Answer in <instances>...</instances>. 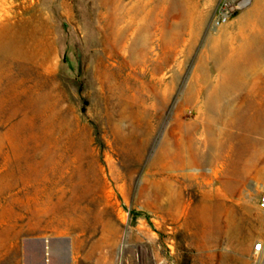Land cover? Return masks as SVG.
<instances>
[{"label": "rangeland", "instance_id": "374dc122", "mask_svg": "<svg viewBox=\"0 0 264 264\" xmlns=\"http://www.w3.org/2000/svg\"><path fill=\"white\" fill-rule=\"evenodd\" d=\"M220 1L0 0L1 33L6 25L19 27L28 19L40 27L42 41L39 69L19 63L12 68L28 86L18 100L9 101L20 113L28 112L26 126L18 120L14 128L23 139L18 148L0 113V232L5 227L12 235L2 264H26L30 256L51 264L43 245L61 238L70 244V264H264V251L254 250L264 243V161L231 166L246 170L228 201L247 244L242 249L207 241L203 226L193 223L203 192L216 194L219 188L214 170L222 163L175 159L201 147L206 129L217 120L208 115L205 102L221 70L246 54L253 40H264V0H252L226 25L214 28ZM260 73L250 88L264 100ZM46 93L63 109L55 110L56 123L68 130L62 138L54 134L60 137L58 150L38 137L50 125L49 110L43 109L48 102H38ZM78 146L86 166V198L39 217L48 195L37 189L52 192L55 201L57 178L27 182L18 177L27 164L44 160L74 173ZM65 147L67 159L57 161L56 153Z\"/></svg>", "mask_w": 264, "mask_h": 264}, {"label": "bare ground", "instance_id": "6f19581e", "mask_svg": "<svg viewBox=\"0 0 264 264\" xmlns=\"http://www.w3.org/2000/svg\"><path fill=\"white\" fill-rule=\"evenodd\" d=\"M27 20L26 22L22 21L23 23L21 22L22 24L19 27H17L18 25L13 27L6 25L4 32H0V86H2L3 80H7L4 94L0 96V113L1 116L3 115L4 120L10 123L8 133L14 148L22 145L23 140L22 136L19 133L17 134L14 128L18 124V120L24 123V127L26 126L28 112L20 113V108L11 105L9 101L18 100L20 94L25 93L28 86H24L26 81L20 80L18 74L12 72V68L14 63H19L30 68L39 69L37 58L41 54L40 46L42 41L38 35L40 27L38 28L33 23V20L29 22ZM253 42L251 49L246 54H243L239 60L231 61L225 65V68L221 70L222 75L220 81H218L219 83H217V88L208 96L205 102L208 115L213 119L217 117V120L214 119V125L206 129V138L201 147L187 152L186 155L181 153L175 156L176 161L181 164H185L188 159L193 160L198 165L209 164L212 159L222 163L220 167L214 170V177L218 180L219 188H217L216 194H214V190L203 192L202 203L192 215L194 218L193 223L203 226L207 241L223 240L230 245L236 244L242 249H245L247 244L241 240L239 224L235 217L230 214L232 208L228 201L230 196L237 190L234 183L239 184L242 182L246 170L236 168L231 170V166L233 163L237 164L239 162L258 165L262 160L264 161V100L259 99L257 89L253 90L250 88L252 82L260 79V72L264 73V40H253ZM214 58L221 62L220 55L216 54ZM20 72L22 71L20 70ZM48 73H51V71H48ZM22 86H24V89L21 88ZM55 89V87L52 88V90ZM45 101L49 104L47 103V106L43 109L49 110L47 120L50 125L47 128L42 127L43 130L41 134H38V137L43 141L44 145H54L52 149L58 150L59 138L62 135H67L68 130L63 123L57 124L54 119L55 110L61 109L58 101H55L54 96L51 94H40L38 102ZM60 111H63V109ZM14 121L16 123H13ZM219 125H223L224 128L246 132L232 133L226 130L224 132L220 130V127L218 128ZM57 132L60 133L59 138L54 136ZM204 149L206 150L204 151ZM50 151L48 152L49 156L51 154ZM69 152L70 150L68 151V148L65 147L64 152L56 153L57 158L59 157L57 161L67 159ZM74 152L78 160L74 173L69 171V168L63 166V164L57 163L55 166H50L45 164L44 160V162H36L35 166L27 164L25 171L21 172L22 174L18 177L27 182L31 179L53 182L57 178L54 188L57 187L56 193L59 196H56L57 199L55 201L50 198L52 192L48 194L44 188L37 189L38 193H46L48 195L42 200L39 217H44L48 211L60 210L69 206V203L72 204V202L75 203L86 198V189L88 188L85 187V172L83 171L86 166H83L80 155L82 152L81 146L76 147ZM44 159L49 160L51 158L46 157ZM18 166L23 167V163L18 161ZM9 177H12L11 173H9ZM90 182L92 183V181ZM90 195L92 194L90 193ZM49 200L50 202L48 203ZM220 208L224 209L223 212H220ZM211 229H216V233H212ZM0 236V249H3L12 235L1 233ZM54 250L51 245L48 246L47 254L49 257H52Z\"/></svg>", "mask_w": 264, "mask_h": 264}, {"label": "built area", "instance_id": "2783aa9c", "mask_svg": "<svg viewBox=\"0 0 264 264\" xmlns=\"http://www.w3.org/2000/svg\"><path fill=\"white\" fill-rule=\"evenodd\" d=\"M251 4L252 0H221L216 7L212 26L220 28L226 25L234 16L250 7ZM260 208L264 210V195L260 200ZM254 250L257 254H261L264 251L263 243H257Z\"/></svg>", "mask_w": 264, "mask_h": 264}, {"label": "crops", "instance_id": "0c3cea01", "mask_svg": "<svg viewBox=\"0 0 264 264\" xmlns=\"http://www.w3.org/2000/svg\"><path fill=\"white\" fill-rule=\"evenodd\" d=\"M2 230L4 231L0 233H11V232H7L5 227ZM67 240H68L67 238L57 239V243L54 245L53 244L51 245V247L55 249L54 253H52L51 264H70L71 263V260H72L71 247H70V244L67 242ZM9 245H12L10 241L9 243H6L3 249H0V257L3 256L0 259V264H2V262L4 261L5 253H7L8 250H10ZM25 263L26 264L28 263L42 264V260L41 259L36 260V258H33L30 256L28 262L25 261ZM14 264H20V263L16 260Z\"/></svg>", "mask_w": 264, "mask_h": 264}, {"label": "water", "instance_id": "95a60500", "mask_svg": "<svg viewBox=\"0 0 264 264\" xmlns=\"http://www.w3.org/2000/svg\"><path fill=\"white\" fill-rule=\"evenodd\" d=\"M52 244L54 245L55 243H52ZM41 249H42V248H41ZM47 249H48L47 246H46V245H43V249H42V251H43V255H45V256L48 255V254H47Z\"/></svg>", "mask_w": 264, "mask_h": 264}]
</instances>
